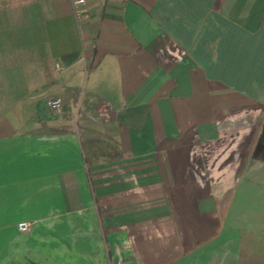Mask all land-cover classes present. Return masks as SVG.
Segmentation results:
<instances>
[{
    "label": "crops",
    "instance_id": "1",
    "mask_svg": "<svg viewBox=\"0 0 264 264\" xmlns=\"http://www.w3.org/2000/svg\"><path fill=\"white\" fill-rule=\"evenodd\" d=\"M0 264H264V0H0Z\"/></svg>",
    "mask_w": 264,
    "mask_h": 264
},
{
    "label": "built area",
    "instance_id": "2",
    "mask_svg": "<svg viewBox=\"0 0 264 264\" xmlns=\"http://www.w3.org/2000/svg\"><path fill=\"white\" fill-rule=\"evenodd\" d=\"M70 5L72 8V12L76 20H79V18L82 16L85 5H86V0H70ZM47 105L59 112H63V102L61 97L55 96L47 99ZM29 227V223L27 221H20L17 223V228L20 231H26Z\"/></svg>",
    "mask_w": 264,
    "mask_h": 264
}]
</instances>
